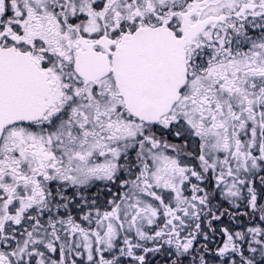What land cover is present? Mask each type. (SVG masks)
Instances as JSON below:
<instances>
[{
  "label": "snow or ice",
  "instance_id": "6c2138e0",
  "mask_svg": "<svg viewBox=\"0 0 264 264\" xmlns=\"http://www.w3.org/2000/svg\"><path fill=\"white\" fill-rule=\"evenodd\" d=\"M0 264H264V0H0Z\"/></svg>",
  "mask_w": 264,
  "mask_h": 264
}]
</instances>
